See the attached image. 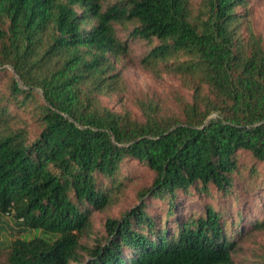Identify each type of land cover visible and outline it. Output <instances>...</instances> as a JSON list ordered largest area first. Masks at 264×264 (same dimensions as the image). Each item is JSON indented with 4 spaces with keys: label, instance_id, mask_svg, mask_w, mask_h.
Instances as JSON below:
<instances>
[{
    "label": "trees",
    "instance_id": "trees-1",
    "mask_svg": "<svg viewBox=\"0 0 264 264\" xmlns=\"http://www.w3.org/2000/svg\"><path fill=\"white\" fill-rule=\"evenodd\" d=\"M249 1L0 0V217L32 233L12 241L7 264H72L79 250L90 255L79 264H232L222 211L206 203L176 218L174 200L191 188L226 197L238 152L264 162V36ZM127 28L148 45L139 69L186 91L172 94L173 111L142 92L131 99L139 116L102 102L127 91L117 67ZM126 159L152 180L106 219L104 244L85 247ZM152 198L167 200L175 230L146 213Z\"/></svg>",
    "mask_w": 264,
    "mask_h": 264
},
{
    "label": "rangeland",
    "instance_id": "rangeland-1",
    "mask_svg": "<svg viewBox=\"0 0 264 264\" xmlns=\"http://www.w3.org/2000/svg\"><path fill=\"white\" fill-rule=\"evenodd\" d=\"M248 12V20L254 31L264 36V0H250ZM129 30L130 28L120 29L118 32L119 37L129 47V56L117 63V67L123 72L127 91L121 97L102 98V102L113 111H130L134 116H139L131 99L135 93L142 92L164 101L166 108L173 111L172 94L186 91L182 89L179 81L171 76L163 75L156 79L139 69L137 60L148 49V45L128 37ZM6 69L10 71L9 68ZM1 86H4L3 81L0 82V93H4L5 90ZM237 161L240 176H235L230 194L223 197L213 187L210 188L209 194L199 193L193 188L186 193L180 192L174 200L177 208L175 215L178 218L190 213H202L205 204H211L222 211L229 223L227 235L236 241L232 264H264V228L256 230L252 227L255 219L264 220V162L256 163L245 152H238ZM117 178L121 188L114 197V203L102 212H91L92 232L81 239L85 247L92 248L97 244H104L106 219H119L124 212L135 207L138 204L137 192L150 184L152 173L137 161L126 159L121 164ZM101 183L106 185L108 180L102 178ZM145 205L148 215L158 218V221L161 220L165 228L175 230L174 219L167 217V200L152 198L147 200ZM233 219L237 224L231 226L230 222ZM31 236L32 233L20 230L11 218L0 217V264H7V254L12 241ZM77 255L78 260L72 264L86 263L90 260V255L86 251L79 250Z\"/></svg>",
    "mask_w": 264,
    "mask_h": 264
}]
</instances>
